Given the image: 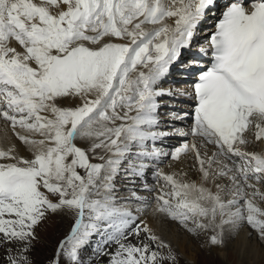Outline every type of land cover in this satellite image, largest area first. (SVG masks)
<instances>
[{"label":"snow or ice","instance_id":"1","mask_svg":"<svg viewBox=\"0 0 264 264\" xmlns=\"http://www.w3.org/2000/svg\"><path fill=\"white\" fill-rule=\"evenodd\" d=\"M215 2L0 0V119L30 153L0 147V264H35L51 215L71 225L48 264H179L148 211L208 249L245 227L264 249V150H241L252 130L264 143V0L225 6L191 93L159 87ZM165 95H191L188 131L163 127ZM173 132L200 143L167 152ZM189 154L199 182L159 167Z\"/></svg>","mask_w":264,"mask_h":264},{"label":"rangeland","instance_id":"2","mask_svg":"<svg viewBox=\"0 0 264 264\" xmlns=\"http://www.w3.org/2000/svg\"><path fill=\"white\" fill-rule=\"evenodd\" d=\"M178 74L181 75V73ZM176 75L177 74H174V76ZM175 86L180 87L182 86V83L177 82ZM9 125L10 124L7 126ZM8 128H11V125ZM8 128L6 129L10 130ZM183 163H186L188 168L194 169V172L196 170L199 172L197 162L193 156L191 157V161L187 160L177 164L174 174H176L178 178H185V174H187L186 179H189L187 169ZM195 175L196 174H194L193 177H195ZM120 182L118 187L123 189L126 185V181L121 180ZM220 183H226V181H220ZM261 190H264V187L261 188ZM145 192L146 191H140L139 194H144ZM122 194L127 195V193L123 192ZM150 195L152 197V194ZM153 221L157 234L165 241L170 242L173 248L177 250L179 264H264V249H262L261 245L254 239L251 241V243H249L248 236L251 232V229L247 227H245L239 233L235 240L230 241L227 247L208 249L204 246L206 237L202 236L197 238L195 236L189 235L187 232L183 231L177 223L170 222L169 220L158 216H154ZM70 225L71 220L67 217L62 215H51L49 219L37 229L40 240L36 242L35 249L32 252V259L34 260L35 264H48L51 257L53 256V253L56 251L58 242L67 234ZM156 228L158 230H156ZM61 230L62 234L60 232ZM168 235L169 237H167ZM174 237L175 239H172ZM172 240H175V242ZM180 244H183V247H180ZM88 264H91V261H88Z\"/></svg>","mask_w":264,"mask_h":264},{"label":"bare ground","instance_id":"3","mask_svg":"<svg viewBox=\"0 0 264 264\" xmlns=\"http://www.w3.org/2000/svg\"><path fill=\"white\" fill-rule=\"evenodd\" d=\"M221 6V3L219 2L218 3V5H217V7L219 8ZM212 13L213 14H210L209 15V17H206L200 24H199V27L196 29V32H195V35H194V38H193V40H192V42H191V47H189V48H186V49H184V50H182V54H181V56H180V58H179V60L177 61V62H175L173 65H175V64H183V63H185V62H187L188 61V59L192 56L193 57V54H195L196 55V60H198L200 57H202V56H204L203 54H201L200 53V50H199V48H197V46H199V43L200 44H205L204 46H201V48H206L207 47V45H206V43H205V40H206V37H208V34H210L213 30L212 29H214L213 27H212V29H211V26H212V24L214 23V21L213 20H210V19H213V17H216V13H215V11L214 10H212ZM210 18V19H209ZM192 47H194L193 49H192ZM195 59H193V61L190 63V65L192 66V68H195V69H193V72H195V71H197V69L199 68V67H202L203 65H205L207 62H198V63H196V60ZM172 65V66H173ZM176 67H177V65H176ZM175 67V68H176ZM179 70H181V68H179ZM173 71H172V68H171V66H170V71H169V73L166 75V77L165 78H163L161 81H160V84H159V87L160 88H162V89H164V86H162V83H164V82H166L167 81V79L168 78H170V77H172L171 76V73H172ZM175 72V71H174ZM192 79L191 78H186L185 79V81L184 82H186V81H191ZM170 81V80H169ZM184 88H186L187 89V91H188V93H191V88L189 87V84H188V82H186L185 84H184ZM165 91H168V89H164ZM160 101H162V100H160ZM168 103H170V102H166V104H168ZM174 107H179V105L178 104H172ZM182 108H184V106H181ZM162 108H167V107H162ZM159 112H160V117H164V116H162L161 115V110H159ZM163 113V112H162ZM173 113V111L171 110V112H164L163 114H172ZM175 117V114H173V116L172 117H168V118H174ZM173 121H169V119L166 121V123H168V124H170V125H172L173 126V124L172 123H178L179 125H183V126H186V124H187V121H185V122H183V123H181L179 120H176L175 118L174 119H172ZM186 120H187V118H186ZM8 125V123H6L5 121H3L2 119H0V137H1V140H0V147H3V148H8V147H16L17 148V150L18 151H20V153L22 154V155H30V153L29 152H27V150L23 147V145H22V142H20L18 139H17V137L15 136V134H14V132H13V130H12V128H8V127H10V125L9 126H7ZM163 125V127H164V124H162ZM3 126V127H2ZM6 126V127H5ZM174 127H176V126H174ZM6 128H8V129H10V130H7ZM165 128H171V126H169V125H167ZM6 130H7V132H6ZM246 135H248L247 137H252V139H254V130H252L251 131V133H246ZM168 139H172V137H168ZM2 141V142H1ZM164 143H166V145L168 146V145H170L171 143H175V142H168V141H166V142H164ZM196 143L197 144H199L200 143V141H196ZM253 146L256 148V149H254V150H250V149H248L246 146L244 147V146H241V150H243V151H255V152H261L262 150H264V143H261V142H257V141H254L253 142ZM164 147V146H163ZM165 148V147H164ZM167 149V148H166ZM166 149H164L165 151H167ZM204 151H206V150H204ZM210 151V150H209ZM210 155V154H209ZM165 158H166V160H165ZM167 159H169L168 157H164L163 159H162V161L161 162H163V163H165L166 161H167ZM165 160V161H164ZM187 160H190L191 161V157L189 156V157H187V158H185V159H182L180 162H185V161H187ZM179 162V163H180ZM183 164H185V168L187 169V172H188V177H189V179H193V182H199L200 181V173L199 172H197V170L194 172V169H190V168H188L187 167V164L186 163H183ZM177 166V164H174L173 165V169H174V172H175V167ZM159 167H161L160 165H159ZM163 169V171H165L164 170V168H162ZM178 169V168H177ZM194 174H196L195 175V177H193L194 176ZM191 177V178H190ZM263 188V187H262ZM142 219H144L145 220V222L150 226V227H152L153 228V230L155 231V227H154V221H153V219H154V216H152L150 213H149V211L147 212V213H143L142 214V217H141ZM63 219V218H62ZM156 225V224H155ZM174 226V225H173ZM54 227H56V226H54ZM163 227V226H162ZM65 228V227H64ZM156 230H158L157 228H156ZM61 232V234H62V230L60 231ZM156 232V234H157V231H155ZM164 232V231H163ZM164 234V233H163ZM168 234V233H167ZM169 234H171V233H169ZM158 235V234H157ZM164 237H165V235H164ZM167 237H169V235L167 236ZM166 238V237H165ZM171 238V237H170ZM169 238V239H170ZM184 238V237H183ZM244 238V237H243ZM172 239H175V237L174 238H172ZM242 239V238H241ZM245 239V238H244ZM170 241V240H169ZM172 241H174L175 242V240H172ZM185 241V240H184ZM186 242V241H185ZM178 243H179V241H178ZM183 247V244L181 245L180 244V247ZM221 250V249H220ZM256 251V250H255ZM221 254V253H220ZM257 255V254H256ZM256 257V256H255ZM191 258V257H190ZM256 260V259H255ZM254 260V261H255ZM224 261H225V259H224Z\"/></svg>","mask_w":264,"mask_h":264}]
</instances>
